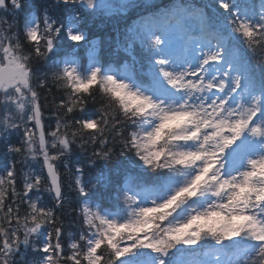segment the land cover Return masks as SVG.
<instances>
[{"label":"snow or ice","instance_id":"obj_1","mask_svg":"<svg viewBox=\"0 0 264 264\" xmlns=\"http://www.w3.org/2000/svg\"><path fill=\"white\" fill-rule=\"evenodd\" d=\"M0 149V264H264V0H0Z\"/></svg>","mask_w":264,"mask_h":264},{"label":"trees","instance_id":"obj_2","mask_svg":"<svg viewBox=\"0 0 264 264\" xmlns=\"http://www.w3.org/2000/svg\"><path fill=\"white\" fill-rule=\"evenodd\" d=\"M26 2L32 3L33 1L30 2V0H26ZM103 24H108V22L106 20H102V19L95 20L92 23V25L90 26L91 27V34H93V35L97 34V36L102 37V35L105 33V31L107 33L109 26L103 27V29H101V28L95 29L96 26L103 25ZM50 89H51L50 91L45 90L43 93V95L47 97V100L44 102V109H43L44 110V119H45L46 129L49 126V124L54 126V117L52 115L51 104L54 100L58 102L60 99V96H61V92L58 91L54 85H50ZM12 140H13V142H15L16 140H18V137H12ZM89 153H90V149H89ZM1 156H4L2 154V149H0V157ZM84 158H85L84 153L79 149V147H75L73 153L68 158L69 159V167L74 169L76 163L78 161H82ZM4 159L5 158H2V160H4ZM4 166H5L4 161L2 163L0 162V171L4 168ZM21 167H23V166L17 165V170L19 171L21 169ZM24 170L25 169L23 167V171ZM61 173H62V179L64 180L66 199L69 201V203H67L65 205V209L63 210L64 224H65V228L68 230L66 232V235H67V233L71 235L78 228L77 210H74V207H73L76 196H75V193L72 192L71 190H69L67 187L68 171L64 170V173H63L61 170ZM44 203L48 204V206H51V204L49 203L48 195L44 196Z\"/></svg>","mask_w":264,"mask_h":264},{"label":"rangeland","instance_id":"obj_3","mask_svg":"<svg viewBox=\"0 0 264 264\" xmlns=\"http://www.w3.org/2000/svg\"><path fill=\"white\" fill-rule=\"evenodd\" d=\"M33 0H30V2H32ZM24 167H26V165H23ZM36 167L34 164H29L26 168H25V172L29 171V167ZM38 170V169H37Z\"/></svg>","mask_w":264,"mask_h":264},{"label":"bare ground","instance_id":"obj_4","mask_svg":"<svg viewBox=\"0 0 264 264\" xmlns=\"http://www.w3.org/2000/svg\"><path fill=\"white\" fill-rule=\"evenodd\" d=\"M24 167V166H23ZM25 168V167H24Z\"/></svg>","mask_w":264,"mask_h":264}]
</instances>
